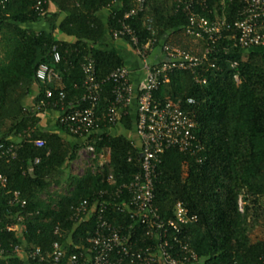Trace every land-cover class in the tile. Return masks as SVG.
Here are the masks:
<instances>
[{"label": "trees", "instance_id": "obj_1", "mask_svg": "<svg viewBox=\"0 0 264 264\" xmlns=\"http://www.w3.org/2000/svg\"><path fill=\"white\" fill-rule=\"evenodd\" d=\"M2 1L0 145L17 143L19 149L16 159L0 160V174L6 179L4 184L0 180V246L6 250L0 255V264H53L51 258H40L51 255L56 242L64 245L62 264L72 255L90 253L89 239L95 234L102 203L107 207L104 219L124 230L133 227L135 249L154 248L157 242L146 236V227L120 210L126 192L123 199L115 195L121 185L141 173L142 160L134 133L137 114L122 118L120 134L107 133L110 125L104 115L113 99L112 83H104L96 106L99 128L84 141L69 135L59 121L57 131L40 128L45 111L40 104L45 96L44 87L39 86L34 107L25 106L38 85L37 68L41 63L53 64L51 51L57 46L61 56L56 66L60 80L50 86L53 99L64 91L66 104L88 107L87 102H82L81 66L92 58L99 80L125 66L120 55L98 45L107 32L119 28L120 21L133 7V0H120V7L106 23L100 13L119 0ZM37 1L45 2L44 14L36 10ZM51 4L56 6L54 13L48 12ZM239 6L236 2L226 9L230 20ZM145 12L153 18V30L159 40L198 55L209 46L207 40L186 33L188 16L178 8L177 0H146ZM42 21L47 23L48 30L27 28L28 24ZM129 23L141 45L152 39L142 17ZM56 34L72 41L59 40ZM235 75L239 76V83ZM153 98L159 102L170 98L178 101L180 109L196 123V136L202 147L194 154L171 148L161 157L154 199L158 213L165 222L175 220L176 205L182 203L188 215L197 218L179 226L180 234L170 229L168 244L173 257L184 255L181 242L188 245L187 255L197 254L196 264H260L264 255V49L246 53L235 48L233 41L222 40L194 73H169L168 81L160 83ZM28 129H34L30 139L26 135ZM63 133L76 141L65 139ZM36 140L43 141L44 146L35 147ZM87 145L94 146L98 157L109 150L108 163L96 159L93 168L82 176L70 174V164L79 159ZM109 175L113 176V183H108ZM55 186L61 191L51 192ZM15 192L26 202L24 207L11 204ZM85 201L98 210L82 223H75L71 220L74 210ZM11 225H22V235L8 231ZM259 232L262 236L254 239ZM16 247L26 255V260L14 253ZM36 250L41 255L29 257ZM119 260L120 264H138L131 256Z\"/></svg>", "mask_w": 264, "mask_h": 264}, {"label": "built area", "instance_id": "obj_2", "mask_svg": "<svg viewBox=\"0 0 264 264\" xmlns=\"http://www.w3.org/2000/svg\"><path fill=\"white\" fill-rule=\"evenodd\" d=\"M5 2L6 0L1 3ZM133 2V7L120 21L119 28L111 31L109 35L114 41L128 39L127 42L143 61L145 79L138 92L134 132L139 140L142 171L129 183L121 185L115 195L117 199H123L124 192H126V200L120 210L126 211L132 220L145 226L146 236L156 240L157 246L154 248L141 246V248L135 249L134 245L136 244L132 242L134 236L132 226L128 230H124L122 226L107 221L102 216L107 210L104 203L101 204L99 212H97L96 206L90 207L89 203L85 201L74 210L71 220L75 223H82L97 212L95 234L89 239L91 252H86L85 256L72 255L65 264H120L121 260L119 259L124 256H131L138 264H196L199 261L196 253L186 254L189 252L187 244L180 242L179 246L184 255L180 254L178 257H173L168 244L171 230L180 234L179 226L194 222L197 218L190 217L183 204L178 203L175 208V220L165 222L154 206L155 183L163 153L171 148L192 154L200 151L202 147L196 136L197 125L180 109L178 101L170 98L165 102H159L154 100L153 93L158 89L160 83L168 81V74L174 70L194 73L208 61L209 55L215 51V47L222 40L233 41L235 48L246 53L264 49V0H177L178 8L188 16L186 33L196 39L209 42L207 49L200 55L183 51L159 40L153 30L154 20L145 12L146 0H133ZM236 2L240 6L234 9L233 19L230 20L226 9ZM44 4L45 2L42 1L36 3L35 8L40 14L46 12ZM138 17L143 18L147 29L153 35L152 39L144 45H141L135 29L129 23V20ZM156 49L161 50L165 55V60L151 65L148 57ZM51 60L53 64L41 63L35 73L38 85L45 88V96L40 104L45 108V111L53 109L58 113L57 121L69 135L84 141L87 136L97 131L100 118L96 114V106L101 99L103 85L107 81L113 85V99L104 115V120L110 125V129L121 127L122 118L129 115L128 108L134 92L130 82V71L126 66L118 68L106 79L99 80L94 61L92 58H87L81 66L84 76L82 102H87L89 106L81 108L80 104H66L64 91H59L57 97L53 99L54 92L50 86L60 80L56 66L60 63L61 56L57 46L53 47L51 51ZM197 81L199 80L197 79ZM235 81L239 83L238 75H235ZM33 132L34 129L27 130L28 139L31 138ZM34 145L37 148L44 146L43 141L39 140L34 141ZM18 149L19 144L17 143L0 145V160L16 159ZM109 157V150L103 151L98 157L94 146L87 145L80 152L78 161H84L85 168L91 169L96 159L103 164L108 163ZM38 162L39 159H36L35 163ZM0 180L3 184L6 182L1 174ZM107 180L108 183L114 182L112 175H109ZM18 203L22 207L26 205L25 201L20 200V193L15 192L11 204ZM18 221H22V219L19 218ZM14 228L15 226L11 225L7 227V230L14 231ZM176 239H178L177 236ZM176 241L178 243V240ZM5 252L6 250L0 246V255H4ZM14 253L21 255L22 251L16 247ZM39 255H41L40 251L36 250L31 252L29 257L35 259ZM63 256L64 245L56 242L53 244L52 254L41 255L40 259L51 258L53 264H62ZM260 262V264H264V255Z\"/></svg>", "mask_w": 264, "mask_h": 264}, {"label": "crops", "instance_id": "obj_3", "mask_svg": "<svg viewBox=\"0 0 264 264\" xmlns=\"http://www.w3.org/2000/svg\"><path fill=\"white\" fill-rule=\"evenodd\" d=\"M120 0L115 2L112 6V8H109L107 10H104L100 13L101 19L104 21V23L107 22L108 17L110 14H112L118 7H120ZM48 12L54 13L56 12V6L51 4L49 6ZM26 27V26H25ZM27 28L34 30V31H41V30H48L49 26L44 21L34 24H28ZM110 33L107 32V36L100 41L99 47L103 50L107 51H113L120 55L125 63V66L130 71V82L133 86L134 92L132 96V102L128 108V112L134 114V116L137 114V104H138V92L140 90V87L145 79V70L143 66V61L140 57H138L132 48V46L126 41V40H118L114 41L110 38ZM57 38L59 40H66V41H72V38L64 37L61 34H56ZM165 60V55L161 52V50L156 49L153 51L150 56L148 57V61L151 65L160 63ZM40 89L39 85H35L33 94L30 98H28L25 102V106L28 109H31L34 107V101L35 96L38 94V90ZM57 116L58 113L53 109H48L44 111L43 119L40 123V128L43 130L48 131H57L56 125H57ZM121 131L120 127H114L107 131V133L111 135H117ZM62 136L65 137V139L74 142L76 141L70 136H66L64 133ZM15 226V225H14ZM23 227L22 225H16L14 228V231H17L19 235H22ZM23 246H25V243L23 241ZM22 259L26 260V255L22 253L20 255Z\"/></svg>", "mask_w": 264, "mask_h": 264}, {"label": "rangeland", "instance_id": "obj_4", "mask_svg": "<svg viewBox=\"0 0 264 264\" xmlns=\"http://www.w3.org/2000/svg\"><path fill=\"white\" fill-rule=\"evenodd\" d=\"M121 132L122 131H119L118 134H120ZM86 170L87 169L85 168V162L84 161L80 162V161L77 160L75 163L70 164V167H69L68 171H69L70 174H74V175L80 176ZM56 191H61V189L59 187H57V186H55V187H53L51 189V192H56ZM261 236H262L261 232H259V234L257 236H256V234L254 235V239H257L258 237H261Z\"/></svg>", "mask_w": 264, "mask_h": 264}]
</instances>
